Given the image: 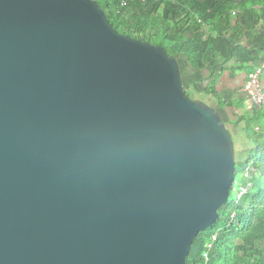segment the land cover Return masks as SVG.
I'll list each match as a JSON object with an SVG mask.
<instances>
[{
  "label": "water",
  "instance_id": "obj_1",
  "mask_svg": "<svg viewBox=\"0 0 264 264\" xmlns=\"http://www.w3.org/2000/svg\"><path fill=\"white\" fill-rule=\"evenodd\" d=\"M95 0H0V264H187L232 131Z\"/></svg>",
  "mask_w": 264,
  "mask_h": 264
},
{
  "label": "trees",
  "instance_id": "obj_2",
  "mask_svg": "<svg viewBox=\"0 0 264 264\" xmlns=\"http://www.w3.org/2000/svg\"><path fill=\"white\" fill-rule=\"evenodd\" d=\"M95 1L119 33L161 46L197 70L238 60L249 75L264 57V29L258 26L264 21V0H134L126 7L122 0ZM243 122L249 156L237 161L229 202L219 209L214 225L195 239L187 264H264V110L255 109L234 124ZM242 147L248 151L247 145ZM247 168L255 169L249 177ZM249 183V192L237 204L240 187ZM216 234L207 260L203 254Z\"/></svg>",
  "mask_w": 264,
  "mask_h": 264
},
{
  "label": "crops",
  "instance_id": "obj_3",
  "mask_svg": "<svg viewBox=\"0 0 264 264\" xmlns=\"http://www.w3.org/2000/svg\"><path fill=\"white\" fill-rule=\"evenodd\" d=\"M258 26L261 30L264 29V21H261ZM183 58L178 59V61L180 62ZM263 62L264 57L258 62L256 69L261 67ZM238 64L240 62L234 60L225 66H219L218 68L208 67L204 70H197L190 65L196 73L193 71L190 73L187 70L182 75L194 99H200L214 105L222 114L232 131L235 144L239 146L241 160H245L249 156L248 152L251 148L250 145H247L248 151H245L242 147L247 141V137L243 133L245 123L236 125L234 122L240 117L252 115L255 109L263 111L264 108L263 110L255 108L244 94L242 89L248 76V69L242 70ZM224 103H231V105L223 106Z\"/></svg>",
  "mask_w": 264,
  "mask_h": 264
},
{
  "label": "built area",
  "instance_id": "obj_4",
  "mask_svg": "<svg viewBox=\"0 0 264 264\" xmlns=\"http://www.w3.org/2000/svg\"><path fill=\"white\" fill-rule=\"evenodd\" d=\"M134 0H122V6L126 7ZM142 2H148L149 0H140ZM158 2L160 0H150ZM233 15L236 16V11L233 12ZM264 73V62L263 65L256 69V71L249 74L243 85V92L246 97L252 102L253 106L257 109L264 108V86L261 81V77ZM255 171L253 168H247L246 176H250L251 172ZM251 187V183L248 186L240 187L237 194V204L241 201L242 197L245 196ZM232 219H235V214L231 216ZM218 235H214L211 242L207 244V250L204 252L203 256L208 260L210 251L213 250L215 242L217 241Z\"/></svg>",
  "mask_w": 264,
  "mask_h": 264
},
{
  "label": "rangeland",
  "instance_id": "obj_5",
  "mask_svg": "<svg viewBox=\"0 0 264 264\" xmlns=\"http://www.w3.org/2000/svg\"><path fill=\"white\" fill-rule=\"evenodd\" d=\"M180 67H181V71H182V73L184 72V71H187V70H189L190 71V73H191V71H193V72H195L196 73V71H194L193 69H192V67L187 63V59L185 58H183V59H181L180 60ZM190 93V92H189ZM190 96H191V94H190ZM194 96V95H193ZM192 97V96H191ZM193 98V97H192ZM235 142V141H234ZM243 144V143H242ZM246 145H250L251 146V143L250 142H248V141H246V143H245ZM237 145L238 144H235V147H236V160L238 161V162H240L241 161V155L239 154V153H241V151H238L237 150ZM238 164V163H237Z\"/></svg>",
  "mask_w": 264,
  "mask_h": 264
}]
</instances>
